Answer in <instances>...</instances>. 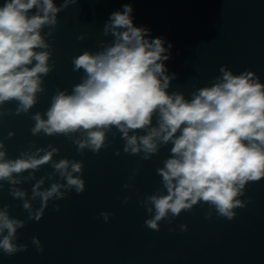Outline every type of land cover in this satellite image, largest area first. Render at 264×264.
<instances>
[{
	"label": "clouds",
	"instance_id": "1",
	"mask_svg": "<svg viewBox=\"0 0 264 264\" xmlns=\"http://www.w3.org/2000/svg\"><path fill=\"white\" fill-rule=\"evenodd\" d=\"M78 2L62 0L59 6L56 0L0 3V118L13 114L4 107L13 102L15 115L29 113L46 92L44 77L54 69L48 38L56 31L58 14ZM132 13L130 3L112 12L102 29L103 36L112 39L101 40L99 51L85 50L72 58L73 71L82 72L80 82L71 92L57 88L46 112L31 115V134L63 135L79 153L87 149L98 154L110 146L108 133L115 138L116 129L124 141L123 152L142 154L143 160L171 144L170 155L156 169L162 186L140 201L149 214L145 225L160 231L162 221L171 224L182 212L203 204L209 208L205 219L214 210L218 217L233 220L236 209L247 205L241 199L246 186L264 179V83L254 71L234 74L224 65L220 75L209 86L193 91L190 99L180 91L170 92L177 76L169 73L165 61L171 59L173 45L165 47L164 38H152L148 28L135 26ZM14 135L9 132L8 138ZM59 151L51 144L30 145L13 159L0 139V190L6 182L9 195L22 201L28 213L27 220H21L10 216L11 205L0 207L4 255L27 250L28 245L16 242L18 229L28 221H40L50 201L64 199L71 191H85L83 161H56ZM115 154L119 156L120 150ZM45 165L53 172L37 179L35 173ZM138 173L137 168L133 175ZM31 181L35 183L29 198L19 185ZM46 181H52L50 186L44 187ZM37 200L39 207L33 204ZM53 208L60 211L58 204ZM100 216L107 223L112 213ZM179 228L187 231L186 224ZM32 244L38 252L44 251L38 237L32 238Z\"/></svg>",
	"mask_w": 264,
	"mask_h": 264
},
{
	"label": "water",
	"instance_id": "2",
	"mask_svg": "<svg viewBox=\"0 0 264 264\" xmlns=\"http://www.w3.org/2000/svg\"><path fill=\"white\" fill-rule=\"evenodd\" d=\"M61 2L56 0L58 6ZM124 3L133 7L135 26L148 28L152 38H164L165 47L173 45L171 59L165 61L169 73L177 76L170 92L180 91L190 99L193 91L209 86L224 65L234 74L254 71L264 83V0H79L70 5L58 14L56 31L48 38L54 69L44 77L46 92L27 114L15 115V102L4 106L13 114L0 118V139L9 158H18L30 145L51 144L60 149L54 160L83 161L86 188L81 194L71 191L64 199L50 201L40 221H28L18 229L16 242L28 245L27 250L12 256L0 252V264H264V179L246 186L241 199L247 205L236 209L233 220L218 217L214 210L205 219L209 208L203 204L182 212L171 224L162 221L160 231H154L144 223L149 214L140 201L162 186L156 169L170 155L171 144L143 160L142 154L123 152L124 141L116 129L115 138L108 133L110 146L98 154L87 149L79 153L63 135L31 134V115L46 112L57 88L71 92L80 82L82 72L73 71L72 58L85 50L99 51L101 40L112 39L103 36L102 29ZM81 35L84 40L77 39ZM9 132L15 135L8 138ZM137 168L139 173L133 175ZM51 172V166L45 165L35 176L39 179ZM34 183L19 185L29 198ZM51 183L46 181L44 187ZM125 183L131 187L125 189ZM8 188L5 182L0 207L11 205L10 216L27 220L22 201L10 196ZM125 197L127 204L122 203ZM33 204L39 207L38 200ZM54 204L60 205V211H54ZM101 212L112 213L107 223ZM181 224L187 225V231L180 230ZM33 237L41 241L42 253L32 244Z\"/></svg>",
	"mask_w": 264,
	"mask_h": 264
}]
</instances>
